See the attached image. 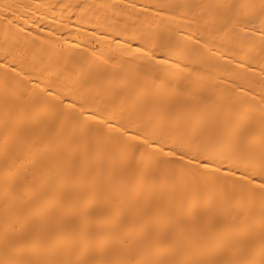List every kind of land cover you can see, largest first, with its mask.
<instances>
[{
  "label": "bare ground",
  "instance_id": "1",
  "mask_svg": "<svg viewBox=\"0 0 264 264\" xmlns=\"http://www.w3.org/2000/svg\"><path fill=\"white\" fill-rule=\"evenodd\" d=\"M0 264H264V0H0Z\"/></svg>",
  "mask_w": 264,
  "mask_h": 264
}]
</instances>
